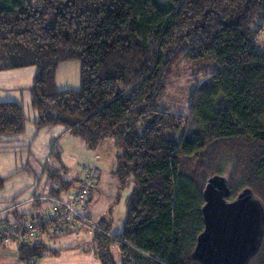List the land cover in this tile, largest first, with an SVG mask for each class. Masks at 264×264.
Segmentation results:
<instances>
[{
  "label": "trees",
  "instance_id": "obj_1",
  "mask_svg": "<svg viewBox=\"0 0 264 264\" xmlns=\"http://www.w3.org/2000/svg\"><path fill=\"white\" fill-rule=\"evenodd\" d=\"M263 22L264 0L0 6V71L35 68V129L63 127L92 152L111 140L114 174L133 183L120 232L97 224L115 239L92 234L100 264H201L192 251L203 228L202 191L214 175L226 178L228 200L248 189L264 206V37L254 42ZM71 61L80 65V88L59 90L57 67ZM180 66L195 82L203 75L200 84L187 112L161 111L158 101ZM25 122L22 106L0 103V138L20 137ZM76 182L57 178L47 194L64 196ZM49 252L36 241L17 246L22 264ZM245 264H264V228Z\"/></svg>",
  "mask_w": 264,
  "mask_h": 264
},
{
  "label": "crops",
  "instance_id": "obj_2",
  "mask_svg": "<svg viewBox=\"0 0 264 264\" xmlns=\"http://www.w3.org/2000/svg\"><path fill=\"white\" fill-rule=\"evenodd\" d=\"M79 71V65L73 61L61 63L56 70V87L59 82L63 85L57 87L59 90H77L74 87L79 83ZM59 72H62V75ZM34 74V67L0 71V103H17L22 106L26 117L23 135L0 138V177L4 179V186L0 191V212L14 205V208L2 216L17 226L23 225L34 217L38 210L46 207V203L38 198L48 196V189L56 184L57 178L77 181L80 176V170L73 169V165L65 164L62 155V152L65 153L67 155L65 159L72 161V150L77 146V141L72 138L77 137L63 127L38 131L33 125L35 114L30 109L29 88ZM80 141L84 144L81 139ZM68 145L70 147H67ZM95 154L97 150L93 152V156ZM93 156L85 162L91 161ZM95 190L88 203L93 199ZM92 237V233L84 226L59 236L42 233L36 242H41L54 252L35 258L33 264H56L54 260L63 254H69L67 255L69 257L83 256V248H78V241H82L83 238L88 241L89 248L94 250L95 254ZM51 240L56 247L48 244ZM17 246L14 243L0 246V264H22L18 259Z\"/></svg>",
  "mask_w": 264,
  "mask_h": 264
},
{
  "label": "water",
  "instance_id": "obj_3",
  "mask_svg": "<svg viewBox=\"0 0 264 264\" xmlns=\"http://www.w3.org/2000/svg\"><path fill=\"white\" fill-rule=\"evenodd\" d=\"M228 195L225 177L207 179L200 210L203 228L192 251L201 264H245L258 250L264 228L263 204L248 189L231 200Z\"/></svg>",
  "mask_w": 264,
  "mask_h": 264
},
{
  "label": "rangeland",
  "instance_id": "obj_4",
  "mask_svg": "<svg viewBox=\"0 0 264 264\" xmlns=\"http://www.w3.org/2000/svg\"><path fill=\"white\" fill-rule=\"evenodd\" d=\"M9 0H0V6L4 5ZM3 60H0V65ZM77 65H79L78 62ZM80 67V65H79ZM190 69V68H189ZM187 66H180L168 80V87L165 94L160 97L158 106L161 111L174 112L184 114L187 112L189 106V95L191 91L200 84L199 78H194V73L190 72ZM62 75V72H59ZM63 85L58 82L57 87ZM74 88H80V71H79V83ZM77 141V146L72 150V161L65 159L67 156L62 152L63 162L68 166L73 165V169L78 168L80 165L93 156V152L87 149L84 144L78 138H72ZM111 140L103 141L97 149V154L100 157L101 169L98 174L99 180L95 187V195L93 199L86 203L80 212L83 215L89 217L94 224H98L104 220L109 222L110 231L112 233H118L121 230L122 223L125 218V201L132 191L133 183L130 179H126L123 183H120L116 175L115 170V147L111 144ZM81 145V151H80ZM67 147H70L68 145ZM73 147V146H72ZM79 147V148H78ZM63 151V144L61 145ZM80 151V153H79ZM45 179V178H44ZM94 193V192H93ZM44 205V204H43ZM54 242L49 241L48 244L56 247ZM83 248V256L69 257L67 255H61L54 261L56 264H95L99 263L98 258L94 254V250H91L88 246V241L85 238L78 241V248ZM81 248V249H82Z\"/></svg>",
  "mask_w": 264,
  "mask_h": 264
},
{
  "label": "built area",
  "instance_id": "obj_5",
  "mask_svg": "<svg viewBox=\"0 0 264 264\" xmlns=\"http://www.w3.org/2000/svg\"><path fill=\"white\" fill-rule=\"evenodd\" d=\"M258 30V36L254 38L255 43L264 37V22ZM98 174L99 156L94 155L91 161L83 162L80 165V176L76 184L64 196L53 197L48 195L38 198L46 203V207L38 210L36 215L23 225L17 226L15 223L5 222L2 214L15 206L5 208L0 212V246H7L11 243L25 245L36 241L42 233L59 236L73 232L82 226L86 227L92 234L98 232L108 238L115 239V235L92 223L80 212L94 192Z\"/></svg>",
  "mask_w": 264,
  "mask_h": 264
}]
</instances>
